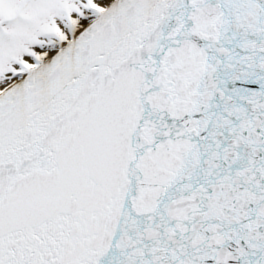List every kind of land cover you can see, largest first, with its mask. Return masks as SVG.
<instances>
[{
    "label": "snow or ice",
    "instance_id": "snow-or-ice-1",
    "mask_svg": "<svg viewBox=\"0 0 264 264\" xmlns=\"http://www.w3.org/2000/svg\"><path fill=\"white\" fill-rule=\"evenodd\" d=\"M0 264H264V0H0Z\"/></svg>",
    "mask_w": 264,
    "mask_h": 264
}]
</instances>
